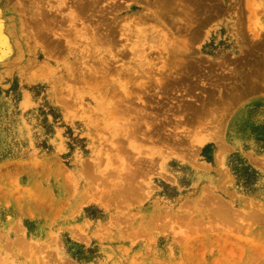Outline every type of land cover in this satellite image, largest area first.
I'll return each mask as SVG.
<instances>
[{"label": "rangeland", "instance_id": "obj_1", "mask_svg": "<svg viewBox=\"0 0 264 264\" xmlns=\"http://www.w3.org/2000/svg\"><path fill=\"white\" fill-rule=\"evenodd\" d=\"M0 264H264V0H0Z\"/></svg>", "mask_w": 264, "mask_h": 264}, {"label": "bare ground", "instance_id": "obj_2", "mask_svg": "<svg viewBox=\"0 0 264 264\" xmlns=\"http://www.w3.org/2000/svg\"><path fill=\"white\" fill-rule=\"evenodd\" d=\"M96 1H97V0H96ZM80 3H81V2H80ZM91 4H93V3H91ZM91 4H89V5H91ZM76 5H77V4H76ZM80 5H81V4H80ZM66 7H67V6H66ZM90 8H91V7H90ZM114 9H115V8H114ZM186 15H187V14H186ZM186 15H185V16H186ZM42 23H43V22H42ZM105 28H107V27H105ZM105 28H104V30H106ZM106 31H107V30H106ZM95 39H96V38H95ZM185 51H186V50H185ZM175 63H176V62H175ZM184 64H185V63H184ZM167 66H168V65H167ZM181 67H183V66H181ZM181 69H182V68H181ZM144 91H145V90H144ZM151 106H152V105H151ZM188 111H189V110H188ZM194 111H195V110H194ZM158 132H159V131H158ZM159 136H160V134H159ZM138 166H139V165H138ZM128 186H129V185H128Z\"/></svg>", "mask_w": 264, "mask_h": 264}, {"label": "trees", "instance_id": "obj_3", "mask_svg": "<svg viewBox=\"0 0 264 264\" xmlns=\"http://www.w3.org/2000/svg\"><path fill=\"white\" fill-rule=\"evenodd\" d=\"M245 170H247V169H245Z\"/></svg>", "mask_w": 264, "mask_h": 264}]
</instances>
